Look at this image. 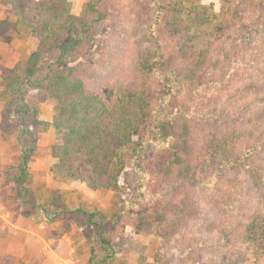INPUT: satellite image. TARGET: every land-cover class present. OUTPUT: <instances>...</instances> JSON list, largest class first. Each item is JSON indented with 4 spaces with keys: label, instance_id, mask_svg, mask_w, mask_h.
I'll use <instances>...</instances> for the list:
<instances>
[{
    "label": "rangeland",
    "instance_id": "1",
    "mask_svg": "<svg viewBox=\"0 0 264 264\" xmlns=\"http://www.w3.org/2000/svg\"><path fill=\"white\" fill-rule=\"evenodd\" d=\"M65 1L64 6L58 0H0V20L19 19L39 27L50 17L60 16L64 7L79 17L89 3L98 0ZM177 5L190 18L201 13L202 20L210 22L197 25L195 45H213L214 58L196 76L188 73L180 56L178 36L165 25ZM97 7L101 22L91 26L87 40L75 48L67 64L81 68L78 75L86 76L89 90L101 97L133 86L128 69L134 45L143 41L145 25H152L161 41L157 75L177 74L181 83L177 107L192 126L189 151L182 158L184 164L189 162L193 179L172 190L162 183L159 198L152 196L149 184V195L139 206L126 205L120 220L107 224L103 232L114 250L109 264H264V246L248 242L244 232L247 223L264 212V0H99ZM221 21L225 27L219 28ZM9 36L10 41L0 39V76L16 66L33 74L38 70L32 57L38 46L36 33L9 31ZM28 100L36 101V94L29 93ZM54 107L50 99L38 104L39 120L46 127H40L29 160L34 196L50 205L96 210L112 220L120 201L137 198L132 161H126L117 190L92 188L90 170L81 159L73 161L75 177L58 176L52 148L62 138L53 124ZM19 126V120L6 118L0 102V264H88L92 241L86 229L67 218L47 222L40 214H32L30 205L16 200L12 177L20 155ZM150 135L146 134L148 148L152 147ZM220 139L231 140L236 151L219 155L215 148ZM233 156L241 160L230 162ZM154 182H162V176ZM140 210H158L161 215L167 210L174 222L172 236L142 234L136 225Z\"/></svg>",
    "mask_w": 264,
    "mask_h": 264
},
{
    "label": "trees",
    "instance_id": "2",
    "mask_svg": "<svg viewBox=\"0 0 264 264\" xmlns=\"http://www.w3.org/2000/svg\"><path fill=\"white\" fill-rule=\"evenodd\" d=\"M7 1L2 0L3 3ZM58 1L66 5L65 0ZM98 1L89 3L79 17L69 14L64 7L60 16L50 17L39 27L19 19L15 22L0 20V39L5 42L11 40L9 31L18 34L35 32L38 38V46L32 55L35 68L38 67V76L36 71L27 74L19 66L7 70L0 76V102L7 119L20 121L17 137L20 155L12 177L17 190L16 200L22 205H30L32 214H40L47 222L64 218L73 220L77 227L86 229V235L92 241L88 264H109L114 261V250L103 232L107 224L118 222L125 213L126 205L139 206L149 195V184L155 197L162 183L172 190L193 179L189 162L184 164L182 158L189 151L188 137L192 126L177 107L176 98L181 84L176 79L177 74L167 72V75H157L162 62L161 41L152 25H145L141 32L143 41L134 45L128 69L133 77L130 85L133 86L111 90L109 96L101 97L89 90L86 76L81 78L78 75L81 68L67 64L75 48L87 40L85 36L91 26L103 18L97 7ZM177 6L179 8L166 19L165 25L174 36H178L180 56L188 73L196 76L201 66L205 67L214 58L213 45L208 42L201 48L195 45L197 25H209L210 22L203 21L201 13H193L190 18L189 13L185 14L182 10V5ZM217 25L225 27L224 21ZM91 67L92 64L86 65L85 72ZM148 83H152L153 87L148 88ZM31 92L36 94V101L32 103L28 100ZM111 95L114 96L109 102ZM47 99L55 102L53 124L62 138V143L52 148L58 161L54 168L58 176L75 177L73 161L81 159L90 170L88 184L92 188L117 190L126 170V161H132L137 198L129 202L120 201L112 220L99 215L96 210L50 205L34 196L35 190L30 185L28 173L29 160L37 145L40 127L43 126L44 130L46 127L39 120L38 104ZM171 107L173 110L169 111ZM145 133L147 137L149 133L153 137L152 147L148 148ZM236 149L237 146L227 139H220L219 146L215 148L219 155L224 156H230ZM165 154H169L166 160L156 159ZM228 160L238 163L241 157L233 156ZM158 176H162V182L155 183ZM146 179H149L148 185ZM162 211L166 215H161L158 210H153V213L137 212L138 230L144 235L153 234L163 239L171 237L174 222L167 210ZM244 232L248 242L264 246V212L250 220Z\"/></svg>",
    "mask_w": 264,
    "mask_h": 264
}]
</instances>
